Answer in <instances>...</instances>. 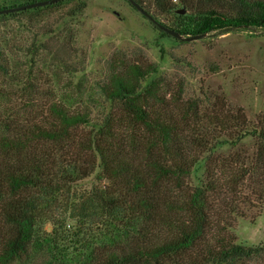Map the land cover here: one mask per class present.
Segmentation results:
<instances>
[{
	"label": "trees",
	"instance_id": "obj_1",
	"mask_svg": "<svg viewBox=\"0 0 264 264\" xmlns=\"http://www.w3.org/2000/svg\"><path fill=\"white\" fill-rule=\"evenodd\" d=\"M38 1L3 0L0 16H36L64 0L18 8ZM155 1L165 8L167 0ZM178 1L184 13L177 27L150 14L151 21L183 37L264 32V0ZM155 73L153 64L113 61L99 86L108 109L96 121L38 101L44 90L32 83L28 98L0 117V264L20 262L36 222L60 224L65 212L96 215V227L115 230L86 245L80 264H240L262 256L264 246L238 244L227 228L228 216L244 215L241 204L264 199V112L251 127L240 108H183L167 98L161 76L149 80ZM248 135L256 141L250 164L247 150L237 149ZM222 144L237 150L216 153ZM201 161L202 178L191 184ZM95 169L107 182L79 190Z\"/></svg>",
	"mask_w": 264,
	"mask_h": 264
},
{
	"label": "rangeland",
	"instance_id": "obj_2",
	"mask_svg": "<svg viewBox=\"0 0 264 264\" xmlns=\"http://www.w3.org/2000/svg\"><path fill=\"white\" fill-rule=\"evenodd\" d=\"M140 2L160 23L175 28L182 22L178 0L165 1V8L155 0ZM120 59L155 65L157 73L149 80L161 76L167 98L179 99L183 108L187 102L207 112L212 106L240 108L251 127L264 112V32L241 27L186 41L162 34L128 0H64L36 16H0V117L28 98L32 83L44 90L36 96L38 101L66 105L96 121L108 109L99 86L109 76L112 62ZM237 147L247 150L250 164L255 138L248 135ZM236 148L222 144L216 153ZM203 165L201 161L192 170L191 184L202 178ZM106 182L95 169L76 187L88 192ZM239 210L243 216H228L227 229L234 241L264 246V199L243 203ZM60 221L38 220L33 245L17 264H80L78 256L86 245H98L104 234L112 237L115 231L96 227V215L83 219L65 212ZM240 264H264V250L261 257Z\"/></svg>",
	"mask_w": 264,
	"mask_h": 264
},
{
	"label": "water",
	"instance_id": "obj_3",
	"mask_svg": "<svg viewBox=\"0 0 264 264\" xmlns=\"http://www.w3.org/2000/svg\"><path fill=\"white\" fill-rule=\"evenodd\" d=\"M55 1H58V0H43V1H38L36 3H33V4H29V5H26V6H21V7H18L19 9H22V8H26V7H31V6H35V5H43V4H46V3H51V2H55ZM134 7H136L141 13H143L144 15H146L150 20L153 21L151 15L145 11L137 2H135L134 0H128ZM10 10H15V8H11ZM157 25L163 29L165 32H167L168 34L176 37V38H179V39H183V40H186V41H189V40H193V39H197V38H200L204 35H196V36H189V37H183L180 33L160 24V23H157Z\"/></svg>",
	"mask_w": 264,
	"mask_h": 264
}]
</instances>
